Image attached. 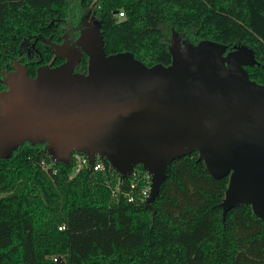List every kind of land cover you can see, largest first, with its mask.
Instances as JSON below:
<instances>
[{
    "label": "trees",
    "instance_id": "obj_1",
    "mask_svg": "<svg viewBox=\"0 0 264 264\" xmlns=\"http://www.w3.org/2000/svg\"><path fill=\"white\" fill-rule=\"evenodd\" d=\"M88 12L106 54L167 66L172 32L190 44L245 45L254 57L248 75L264 85V0H0V72L31 37L29 60L48 61V46L66 30L77 35ZM38 62L27 63V76ZM87 63L83 51L74 72L85 74ZM42 160L56 172L47 174ZM72 170L44 142L24 139L0 155V264H264V222L245 203L222 219L228 177H213L196 151L167 165L151 208L113 197L103 172Z\"/></svg>",
    "mask_w": 264,
    "mask_h": 264
},
{
    "label": "water",
    "instance_id": "obj_2",
    "mask_svg": "<svg viewBox=\"0 0 264 264\" xmlns=\"http://www.w3.org/2000/svg\"><path fill=\"white\" fill-rule=\"evenodd\" d=\"M203 42L194 59H176L171 51L169 65L146 66L129 52L106 54L98 31L84 45L85 74L73 72L67 55L53 68H38L36 76L24 71L20 81L30 91L3 105L0 155L41 137L49 140L44 151L55 162H69L77 150L90 163L95 155L104 157L122 176L139 163L151 174L145 201L151 208L167 165L196 151L213 177H228L222 219L245 203L264 222V85L248 75L245 65L254 57L245 45L243 53Z\"/></svg>",
    "mask_w": 264,
    "mask_h": 264
},
{
    "label": "built area",
    "instance_id": "obj_3",
    "mask_svg": "<svg viewBox=\"0 0 264 264\" xmlns=\"http://www.w3.org/2000/svg\"><path fill=\"white\" fill-rule=\"evenodd\" d=\"M123 15V11L118 12L119 17ZM70 161L73 163L72 175L77 174L84 168H89L93 172H103L102 182L109 187L111 195L115 198L118 197L119 193H122L127 201L145 203L149 196L151 174L139 163L134 164L128 179H125V177L115 172L112 167L107 168L98 155H95L93 162L90 163L86 154L73 150L70 155ZM40 164L47 174L56 172L54 168L51 170V163L42 160ZM59 228H62V226H59Z\"/></svg>",
    "mask_w": 264,
    "mask_h": 264
},
{
    "label": "rangeland",
    "instance_id": "obj_4",
    "mask_svg": "<svg viewBox=\"0 0 264 264\" xmlns=\"http://www.w3.org/2000/svg\"><path fill=\"white\" fill-rule=\"evenodd\" d=\"M91 12H88L84 16L82 23L80 25V28H79V36L77 37V39L76 37H72L71 35H69L66 38L65 42L61 45L63 49L69 45L70 48L68 49H71V51H74L76 55H80V53L84 49V45L91 42L92 38L96 36V34L98 33L99 23H98V20L92 15ZM197 44H190L176 32L171 33L170 48H171L173 55L176 57V59L183 58V59L190 60V59L196 58V55L202 49L204 42L200 41V43H197ZM31 46H32V40L25 39L21 45V50L26 53L27 52L30 53L31 48H32ZM231 49L240 50L243 53L249 51L246 47H243L241 45H236L232 47ZM12 64L14 65L13 70L10 72V74H7L8 78H10L11 76H15V81L19 82L20 78L23 76L24 71H25L23 64L19 61V59H14L12 61ZM6 111L9 114L11 110L6 109ZM5 117L6 115L1 116L0 114V123L4 121ZM27 139H29L32 142L33 141L34 142L43 141L41 137H29ZM46 142H49V140H46L45 143ZM11 149L12 148H8L5 151L6 154H8Z\"/></svg>",
    "mask_w": 264,
    "mask_h": 264
},
{
    "label": "flooded vegetation",
    "instance_id": "obj_5",
    "mask_svg": "<svg viewBox=\"0 0 264 264\" xmlns=\"http://www.w3.org/2000/svg\"><path fill=\"white\" fill-rule=\"evenodd\" d=\"M69 35H71L72 37H76V39H77V37L79 36V32H78L77 35H75L72 30H66L63 33V38H62L60 43H58V44H50V46H48V48L52 49L53 56L48 61H46V62H44L42 64H40L38 62L39 59H40L39 57H37L36 60H33V61L29 60V58L32 57L33 53L35 51H37V49L35 47V44H36L35 42L37 40L36 37L27 38V39H31L32 40V46H31L32 48H31L30 53H28V52L26 53V52L21 50V45H22V43H23V41L25 39L20 43V50H19L20 52H19V54L16 57H12V59L8 63L9 68H7V69H5V70L0 72V114L3 111V108H4L3 105L5 103L9 102V105L15 104V103H17V101L13 99L14 97H16V96L21 97V93L27 94L30 91V86H29L28 82L26 83L24 80H22L20 82H17V81H15V76H11L10 78H8L7 74H10V72L13 70V66L14 65L12 64V61L14 59H19V61L23 64L24 70L26 72L28 70L27 69L28 68L27 67V63L28 62H32V64L38 62V65H36V68H35V73L32 76L29 75L30 77H33V76H36V74H37L36 72H37L38 68H40L42 66H45L48 69L53 68L54 66H57V65L63 63L64 61H66V56L65 55H67V57L70 58V61H72L71 65H72L73 72H74V68L77 67L76 66L77 65V61H76L77 59H75L76 58L75 52L71 51V49H68V48H70L69 45L66 46L64 49L61 47V45L65 42L66 38ZM56 57L62 58V61L61 62L60 61L56 62L55 61ZM74 73H77V72H74ZM38 79L40 80V82H41V84L43 86L44 85H46V86L50 85L49 79H47V80H42L40 78H38ZM9 92H12V94L9 95ZM34 99H36V98L35 97H33L32 99L30 98L31 101H34ZM21 101L22 100H19V103H21ZM26 108H28V107H26ZM39 108H40V106L35 104L33 109H31V108L30 109L32 110V112H35V115H36L37 112L40 113V111H39L40 109ZM0 131H1V125H0Z\"/></svg>",
    "mask_w": 264,
    "mask_h": 264
}]
</instances>
